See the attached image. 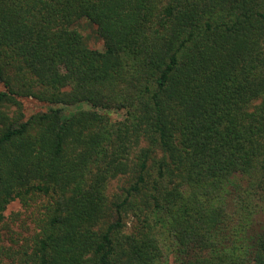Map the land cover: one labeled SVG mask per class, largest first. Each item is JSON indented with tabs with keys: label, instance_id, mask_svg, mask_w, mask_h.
I'll list each match as a JSON object with an SVG mask.
<instances>
[{
	"label": "trees",
	"instance_id": "16d2710c",
	"mask_svg": "<svg viewBox=\"0 0 264 264\" xmlns=\"http://www.w3.org/2000/svg\"><path fill=\"white\" fill-rule=\"evenodd\" d=\"M0 83V264H264V0H0Z\"/></svg>",
	"mask_w": 264,
	"mask_h": 264
},
{
	"label": "rangeland",
	"instance_id": "374dc122",
	"mask_svg": "<svg viewBox=\"0 0 264 264\" xmlns=\"http://www.w3.org/2000/svg\"><path fill=\"white\" fill-rule=\"evenodd\" d=\"M76 27L83 34L85 41L89 47L94 48V49H100V50L104 49L103 40L99 37L97 33V26L95 24L91 23L87 19H82L76 24ZM1 90H4V86L0 83V91ZM21 100L23 103V108H24L23 110H24L26 118H28L34 113L47 111L51 107L50 104L43 102V101H39L32 97H24V98H21ZM90 108L91 106L88 104H83V105L79 104L78 106L66 107V112L71 113V112L79 111L81 109H90ZM109 114L113 119H121L124 115V112L123 111H110ZM124 180H125L124 178L123 179L119 178V179H115L114 181H112L110 184V188H109L110 192L112 193L114 189L118 190V187L121 185V183ZM31 211L32 209L30 211H26L21 205V203L18 200H16V201H13L8 206L5 212V215H6L7 221L12 223V226L14 229H17L20 231H23V230L28 231L34 228V223L32 222L29 216ZM15 219L16 221H13ZM132 225H133V222L129 220L127 230H130L132 228ZM161 241H162V244L164 245V248L167 250V255L169 257L170 263L177 264L175 262V255L172 254L171 249H170V245L172 244L170 238L165 236V234L164 235L162 234Z\"/></svg>",
	"mask_w": 264,
	"mask_h": 264
}]
</instances>
